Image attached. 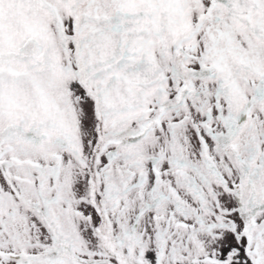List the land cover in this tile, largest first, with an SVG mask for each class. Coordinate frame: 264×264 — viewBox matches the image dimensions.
I'll return each mask as SVG.
<instances>
[{
	"label": "snow or ice",
	"instance_id": "1",
	"mask_svg": "<svg viewBox=\"0 0 264 264\" xmlns=\"http://www.w3.org/2000/svg\"><path fill=\"white\" fill-rule=\"evenodd\" d=\"M0 264H264V0H0Z\"/></svg>",
	"mask_w": 264,
	"mask_h": 264
}]
</instances>
